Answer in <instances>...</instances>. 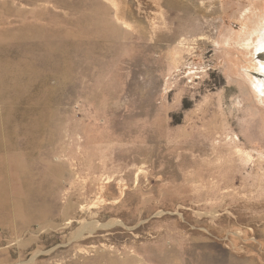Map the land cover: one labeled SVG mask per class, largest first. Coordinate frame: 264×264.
I'll return each mask as SVG.
<instances>
[{"label": "rangeland", "instance_id": "rangeland-1", "mask_svg": "<svg viewBox=\"0 0 264 264\" xmlns=\"http://www.w3.org/2000/svg\"><path fill=\"white\" fill-rule=\"evenodd\" d=\"M258 11L0 0V264H264Z\"/></svg>", "mask_w": 264, "mask_h": 264}, {"label": "bare ground", "instance_id": "bare-ground-1", "mask_svg": "<svg viewBox=\"0 0 264 264\" xmlns=\"http://www.w3.org/2000/svg\"><path fill=\"white\" fill-rule=\"evenodd\" d=\"M254 14L256 16V21L253 24H251V22H253V21H251L246 26V28L244 29L243 33L241 34V36L239 38V43H240L239 45L242 46V48L249 54L250 57H252V55H253L251 52L253 50H254V55L257 53H260V56L262 59L260 61L259 60L256 61L253 67H254L256 73L258 74L256 76L262 77L263 78L262 80L264 81V13H263V11H258V12H255ZM253 37H255V38H253ZM246 39H248V40H246ZM255 42H257V43L255 44ZM258 88H260V90H264V84L260 85ZM217 105H218V103H217Z\"/></svg>", "mask_w": 264, "mask_h": 264}]
</instances>
